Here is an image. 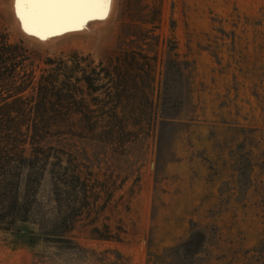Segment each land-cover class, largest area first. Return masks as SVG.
Instances as JSON below:
<instances>
[{
  "label": "rangeland",
  "instance_id": "obj_1",
  "mask_svg": "<svg viewBox=\"0 0 264 264\" xmlns=\"http://www.w3.org/2000/svg\"><path fill=\"white\" fill-rule=\"evenodd\" d=\"M0 33L28 50L35 78L47 58L76 52L106 67L138 52L154 65L138 74L154 77V99L163 64L186 63L167 94L180 101L171 119L130 116L117 140L45 141L49 165L77 168L93 191L92 213L64 236L80 250L21 226L0 231V264H264V0H112L107 18L46 39L0 0ZM48 170L35 216L47 221L67 211Z\"/></svg>",
  "mask_w": 264,
  "mask_h": 264
},
{
  "label": "trees",
  "instance_id": "obj_2",
  "mask_svg": "<svg viewBox=\"0 0 264 264\" xmlns=\"http://www.w3.org/2000/svg\"><path fill=\"white\" fill-rule=\"evenodd\" d=\"M134 8L139 10L138 5ZM154 13L157 15L158 9ZM157 20L155 17L147 24ZM147 58L138 52L129 56L123 52L104 67L93 66L88 56L74 52L47 58L35 78L28 50L20 42L9 43L0 33V231L15 229L21 235V226H36L40 241L80 250L64 236L78 218L92 213L96 206L91 202L93 191L77 168L62 167L58 157L49 165L44 143L62 136L117 140L131 134L126 131L130 116L149 123L154 111L155 120L171 119L180 101L171 102L167 94L182 78L186 63L174 59L163 64L154 99V77L138 75L145 68H151L152 74L154 65ZM144 83L150 91L147 94L140 93ZM47 167L54 186L67 195V211L49 221L35 217L40 207L38 189ZM27 234L34 233L28 230ZM92 234L95 240H115L97 229Z\"/></svg>",
  "mask_w": 264,
  "mask_h": 264
},
{
  "label": "snow or ice",
  "instance_id": "obj_3",
  "mask_svg": "<svg viewBox=\"0 0 264 264\" xmlns=\"http://www.w3.org/2000/svg\"><path fill=\"white\" fill-rule=\"evenodd\" d=\"M112 0H13L22 30L40 39L81 31L94 19H105Z\"/></svg>",
  "mask_w": 264,
  "mask_h": 264
},
{
  "label": "water",
  "instance_id": "obj_4",
  "mask_svg": "<svg viewBox=\"0 0 264 264\" xmlns=\"http://www.w3.org/2000/svg\"><path fill=\"white\" fill-rule=\"evenodd\" d=\"M16 25H17V23H16ZM18 26V25H17Z\"/></svg>",
  "mask_w": 264,
  "mask_h": 264
}]
</instances>
